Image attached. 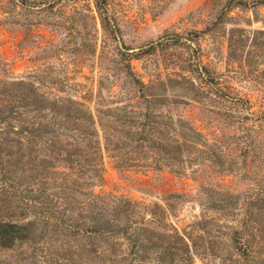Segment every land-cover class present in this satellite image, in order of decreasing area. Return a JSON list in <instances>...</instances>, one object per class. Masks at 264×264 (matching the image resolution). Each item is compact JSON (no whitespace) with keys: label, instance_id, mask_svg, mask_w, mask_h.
Returning <instances> with one entry per match:
<instances>
[{"label":"rangeland","instance_id":"1","mask_svg":"<svg viewBox=\"0 0 264 264\" xmlns=\"http://www.w3.org/2000/svg\"><path fill=\"white\" fill-rule=\"evenodd\" d=\"M262 101L264 0H0V136L52 168L18 197L112 218L87 264H264Z\"/></svg>","mask_w":264,"mask_h":264},{"label":"trees","instance_id":"2","mask_svg":"<svg viewBox=\"0 0 264 264\" xmlns=\"http://www.w3.org/2000/svg\"><path fill=\"white\" fill-rule=\"evenodd\" d=\"M213 93L218 98L226 95L221 87L213 89ZM185 94L194 97L189 91H186ZM261 104L264 106V101ZM64 109V116L71 117L70 108L65 107ZM186 123L188 120L184 121V125ZM38 124L40 125L37 127L39 130L48 126L42 122ZM185 128L190 132V136L183 135L184 143L190 141L189 146H193L195 142L193 136L201 135V131L193 122L186 125ZM34 143L37 142L34 140ZM71 144L74 148L65 156L70 162L74 160L71 154L77 155L78 151L77 144L75 145L73 142ZM33 145L31 141H28L26 149H23L22 144L14 148L7 145L4 136H0V252L7 251L11 255V259H8L6 264H87L84 255L100 253L98 252L100 250V235L111 227L113 219L107 218L100 222V216L93 210L83 219H76L72 215H68V218H60L59 223L53 220L59 217H55L53 212L48 211L35 210L34 215L27 218L26 204L22 201L23 199L18 197L19 190L16 182L25 170L24 163L29 165V174L34 171H39L41 175L47 174L51 168H46L44 165L45 157L40 159L38 165L30 163L38 158L37 154H33ZM6 157H9L8 161ZM75 160L79 163L78 157ZM114 162L116 167L120 166L117 159L114 158ZM62 184H65L64 187L67 189L77 187L75 179L71 183L64 179ZM94 195L89 190V197H94ZM42 202L47 204L45 200ZM54 231L58 234L61 232L60 241L58 240L59 235L51 234ZM133 238L137 242L140 237L135 235Z\"/></svg>","mask_w":264,"mask_h":264},{"label":"bare ground","instance_id":"3","mask_svg":"<svg viewBox=\"0 0 264 264\" xmlns=\"http://www.w3.org/2000/svg\"><path fill=\"white\" fill-rule=\"evenodd\" d=\"M131 190V189H130Z\"/></svg>","mask_w":264,"mask_h":264},{"label":"water","instance_id":"4","mask_svg":"<svg viewBox=\"0 0 264 264\" xmlns=\"http://www.w3.org/2000/svg\"><path fill=\"white\" fill-rule=\"evenodd\" d=\"M103 149V148H102Z\"/></svg>","mask_w":264,"mask_h":264}]
</instances>
